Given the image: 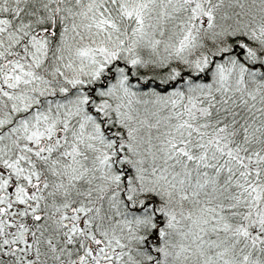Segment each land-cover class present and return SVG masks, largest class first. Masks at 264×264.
Here are the masks:
<instances>
[{
	"label": "snow or ice",
	"instance_id": "6c2138e0",
	"mask_svg": "<svg viewBox=\"0 0 264 264\" xmlns=\"http://www.w3.org/2000/svg\"><path fill=\"white\" fill-rule=\"evenodd\" d=\"M0 264H264V0H0Z\"/></svg>",
	"mask_w": 264,
	"mask_h": 264
}]
</instances>
